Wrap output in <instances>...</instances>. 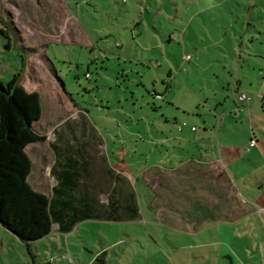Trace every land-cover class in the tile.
<instances>
[{"label":"rangeland","instance_id":"rangeland-1","mask_svg":"<svg viewBox=\"0 0 264 264\" xmlns=\"http://www.w3.org/2000/svg\"><path fill=\"white\" fill-rule=\"evenodd\" d=\"M263 16L264 0H0V28L3 26L10 37L6 48L9 39L0 32V80L6 84L21 72L22 85L29 93H39L42 107L34 127L43 139L25 146L33 162L28 178L31 186L50 198L56 183L52 172L56 149L61 151V160L70 149L81 161L76 151L80 149L89 160L88 172L98 179L103 177L99 166L103 152L98 141L107 140L109 148L113 147L112 163L119 162L123 174L135 176L147 161H161L167 147L158 144L150 148L145 143V113L151 109L146 91L134 95V99L130 95L131 90L137 93L141 87L136 72L147 80L151 68L155 76L162 71L166 77L167 69L157 68L153 62L172 61L175 70L182 67L178 75L184 84L196 92L204 88L206 93H210L209 81H215L214 73L227 77L232 68L235 79L241 72L249 76L244 56L240 58L239 54L259 50L264 36H259V44L251 42L254 33L245 34L243 27L249 20L259 22V30H264ZM247 28L254 29L253 23ZM124 70L123 76L120 72ZM108 76L111 80L106 79ZM116 77L122 89H118ZM237 96L232 93L231 104ZM258 102L260 110L261 98ZM188 104H195L193 97ZM159 114L155 113L158 118L154 124L160 123ZM174 146L169 152L179 150L177 142ZM184 148L189 153L193 150L191 146ZM187 153L181 152L182 158ZM175 160L173 164H177ZM47 164L50 173L41 176L40 169ZM209 173L215 180H193L196 194L183 198H198L200 208L216 206L211 212L216 216L225 209L237 210L225 173L220 169ZM167 179L159 175L155 181L157 203L163 190L159 182H169ZM189 181L184 176L181 183L189 185ZM131 184L140 210L135 219H86L68 234L49 233L46 240H38L40 261L70 264L74 259L76 264H89L107 250L103 255L106 264H224L218 246H201L199 253L196 248H192L193 253L187 249L190 238L167 226L154 209H149L143 184ZM100 197L106 199L105 194ZM261 217L264 219V214ZM205 234L207 238L212 236L209 229ZM250 234L259 235V264H264V225L259 223ZM23 249L12 232L0 226V264H5L6 258L21 259Z\"/></svg>","mask_w":264,"mask_h":264},{"label":"crops","instance_id":"crops-1","mask_svg":"<svg viewBox=\"0 0 264 264\" xmlns=\"http://www.w3.org/2000/svg\"><path fill=\"white\" fill-rule=\"evenodd\" d=\"M199 14L198 11L197 15ZM262 19L263 24L264 16ZM248 23L249 20L246 27H243L245 34L254 33L250 41L259 44V36H264V30H259V22L255 24L250 22L254 26V29L250 30L247 28ZM228 27L232 28V24ZM85 41H89L87 37ZM260 44L262 46L259 50L254 47V50L249 49L239 54L240 58L244 56L242 59L247 63L249 76H243L246 73L241 72L242 74H238V78L235 79V70L232 68L228 70L227 77H222L219 72L214 73L215 81H209L210 93H206L204 88H201L200 92L193 91L178 75L182 67L178 66L177 71L172 61L159 59L152 62L157 68L161 69L164 66L167 69L166 77H163L165 72L162 71H158L159 76H155L151 68H149L150 78L147 80L141 72H136L141 87L137 93L135 89L130 92L133 99L134 95L142 91H146L148 96H142L146 97L151 107L150 111L145 113L147 125L143 130L145 143L150 148L159 147L157 145L160 144L166 146L168 150L165 154L161 153V161H147L144 168L138 170L135 176L127 172L126 176L130 181H139L144 185L147 190L144 197L148 201L149 209H154L161 221L164 220V223L175 229L177 233L190 238L191 243L185 246L187 249H191L193 253L192 248H196L199 253L201 246H218V253L220 259L223 258L224 264H259V235L252 236L250 232L258 229L259 223L264 225V219L261 217V213L264 214V42L261 41ZM155 45L157 46V41ZM224 69L227 71V67ZM120 73L124 76L125 70ZM106 79L111 80L110 76ZM119 80L120 78L116 77L118 89H122ZM127 80L128 76L125 78V81ZM126 88L128 90L129 87ZM241 92H246L250 98L245 102L237 99L231 104L232 93L239 95ZM190 97L194 98L195 104H188ZM259 98L262 102L260 110ZM200 102H203V106ZM155 113H160L159 124L153 122L158 118ZM252 138L256 140L253 145L250 144ZM110 140L116 146L117 143L112 137ZM106 141H98L102 155L106 157L112 168L123 171L119 162L112 163L111 156L114 157L115 152L113 147L109 148ZM176 142L180 146L177 147L179 150L169 152V149L175 148ZM184 146H191L192 152L189 153ZM181 152L189 154L182 158ZM175 159H178L177 164H173ZM50 168L48 164L41 168V176L44 173L49 175ZM217 169L225 173L231 185V193L236 200L234 207L237 210L225 209L221 215L216 216L211 213L216 206L200 208L198 198L193 201L194 198L186 200L183 197L196 194L197 186L193 180L195 182L199 179L215 180V176L209 172ZM159 175L167 176L169 182H159L163 190L161 200L157 203L154 188L157 186L155 181ZM172 175L175 177H170ZM184 176L190 179L189 185L181 183ZM171 180H176L177 183L170 182ZM101 199L106 200L102 197ZM204 213L208 214L204 215ZM0 226L3 227L1 224ZM205 229H209L211 237L207 238ZM238 230L240 234L237 233ZM56 231L60 232L58 225L52 223L47 233L27 243L12 233L23 244L24 251L21 259L9 261L6 258L4 263L15 264L20 261L21 264H54L40 261L38 240H46L47 234ZM251 239L252 242L249 241ZM1 244L3 246V243ZM255 252L258 253L253 254ZM106 253L107 250H103L96 256L103 257ZM199 256L198 254L195 257ZM190 259L191 257L188 261ZM104 260L106 264V259ZM72 261L70 264H76L74 259Z\"/></svg>","mask_w":264,"mask_h":264},{"label":"trees","instance_id":"trees-1","mask_svg":"<svg viewBox=\"0 0 264 264\" xmlns=\"http://www.w3.org/2000/svg\"><path fill=\"white\" fill-rule=\"evenodd\" d=\"M0 32L10 38L3 26ZM21 80V72L6 84L0 80V224L27 243L47 233L52 223L67 233L86 219H135L139 207L131 181L112 168L104 155L99 163L103 177L98 179L88 172L89 160L80 149L76 151L81 161L70 149L61 160L56 149L52 169L56 183L50 198L31 186L32 160L25 146L43 139L34 127L42 107L39 93L27 92ZM101 194L106 195L105 201ZM90 264H105V260L96 256Z\"/></svg>","mask_w":264,"mask_h":264},{"label":"built area","instance_id":"built-area-1","mask_svg":"<svg viewBox=\"0 0 264 264\" xmlns=\"http://www.w3.org/2000/svg\"><path fill=\"white\" fill-rule=\"evenodd\" d=\"M249 98H250V97L248 96V94H247L246 92H241V93L238 95V99H239V101H241V102H245V101H247ZM255 142H256V140H255L254 138H252V139L250 140V144H251V145L255 144ZM246 149H248V147H247Z\"/></svg>","mask_w":264,"mask_h":264}]
</instances>
